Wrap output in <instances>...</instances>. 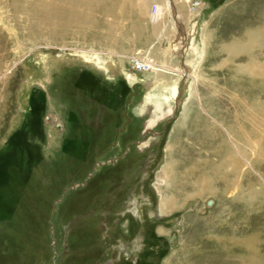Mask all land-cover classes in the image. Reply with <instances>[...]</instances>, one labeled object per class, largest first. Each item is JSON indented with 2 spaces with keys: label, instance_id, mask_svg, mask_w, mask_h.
<instances>
[{
  "label": "rangeland",
  "instance_id": "rangeland-1",
  "mask_svg": "<svg viewBox=\"0 0 264 264\" xmlns=\"http://www.w3.org/2000/svg\"><path fill=\"white\" fill-rule=\"evenodd\" d=\"M4 1L0 264H264V156L237 141L264 105L245 69L264 59V0H162L158 23L152 0L143 17L113 0L109 34ZM227 149L240 165L222 171Z\"/></svg>",
  "mask_w": 264,
  "mask_h": 264
},
{
  "label": "bare ground",
  "instance_id": "bare-ground-1",
  "mask_svg": "<svg viewBox=\"0 0 264 264\" xmlns=\"http://www.w3.org/2000/svg\"><path fill=\"white\" fill-rule=\"evenodd\" d=\"M109 1L112 3L113 0H29V1L28 0L27 1L26 0H5L3 3H8L16 11L18 9L22 8V11L24 10L26 13L29 12L35 16H36V11H38V13H37L38 17L41 16V18H44L47 21H52L55 19L59 20V22H58L59 27L60 26H65V27H70V28L75 27L76 29L81 30V32L85 31V29L86 30L89 29L90 32L97 34V33H99L100 28L98 29V27L100 24L103 27H104V25H107L108 26L107 31L109 34L117 28V26H116L117 24L115 25L114 22L107 23L106 18L104 16L106 14H109L112 16V14H113V5H110ZM152 1H153V3H156V6L154 7L155 15H152L151 22L152 23H158L159 19L163 15L162 5H164L167 8L168 12H171V8H173V1L172 0H163L162 5L159 4V3H161L162 0H152ZM185 1H188V0H185ZM28 2H29V7H32V9H29L28 5L27 6L25 5L26 3L28 4ZM126 2L128 3V5L126 7H124V11H123L124 14L125 13H127V14H129V13H135L136 14L137 13L136 16H142L143 17L145 14H148L150 12L151 8L149 7L150 5H148V0H136L137 7H134L135 0H128ZM107 4H109V5H107ZM176 14H177L176 12L174 15L172 13L171 18L176 20L178 17V15H176ZM20 16H22V15H20ZM140 19L143 20V18H141V17H140ZM173 19H172V22L174 21ZM25 22H28V21H25ZM41 23H43V22H41ZM58 25L53 27L54 30L58 28ZM154 30H155V28H154ZM81 32H79V33H81ZM179 34H180V37L178 38L177 44L179 46H181V48H182L184 45V36L182 35V31H180ZM35 35L36 34H34V36ZM35 40H37V39H35ZM107 41L109 42L110 39H108ZM97 42H99V41H97ZM244 42H246V41H244ZM255 42H257V40ZM165 44H166V42H165ZM253 45H254L253 40H251V39L247 40V43H246L247 47L248 46L252 47ZM81 58L85 62L91 61V62L97 64V62L95 61L94 58L92 60H88L87 58H83V57H81ZM137 68L138 69L152 68L156 71H165V72L177 71V69H172V68H169L168 66H161L160 65L157 67L156 65L149 63L147 61H145V62L143 61L142 63H137ZM245 69L247 70L248 75L255 77V79H259V78L264 79V59L260 63L257 61L251 60L249 65H247V67ZM174 89H175V87L173 88V90ZM247 109H249V110H247ZM240 117L243 120V122L237 129V141H238V143L240 142L243 146L244 145L245 146L246 145H248V146L254 145V147L257 150L256 152L259 153L258 156L260 158H262L264 156V105L256 104L253 109L252 108L251 109L246 108V112H245L244 116H240ZM260 132H262V136H259ZM229 164L237 169V167L240 165V162L235 157H233L232 154L229 153V149H227V150L223 151L222 157H220L219 167L223 171V170H225L224 168ZM198 168L201 170L200 166H198ZM202 172L203 171H201V173ZM198 184H200V182ZM202 184L205 185V183H202ZM200 188H202V190L204 189L203 186H201ZM175 199L176 198L172 199L171 197H169V198L165 199L163 202L161 201L162 202V206H161L162 210H164V206H165V208H170L172 206V204H174ZM250 253H252V252H250ZM250 253H249V255H250Z\"/></svg>",
  "mask_w": 264,
  "mask_h": 264
},
{
  "label": "crops",
  "instance_id": "crops-1",
  "mask_svg": "<svg viewBox=\"0 0 264 264\" xmlns=\"http://www.w3.org/2000/svg\"><path fill=\"white\" fill-rule=\"evenodd\" d=\"M124 134V133H123ZM117 146V142H116V145H112V149L114 148V147H116ZM125 157H123V155H122V157H118L117 158V160H115V163L117 164V162L119 161L120 162V165H118L114 170H112L107 176H106V178H105V180H104V182H106V180H110V181H117V180H120L119 178H121L120 176H121V174H120V170L121 169H126V167H128V166H131V164L134 162V161H130V162H128V163H126V162H121V160L122 159H124ZM135 160V159H134ZM114 163V164H115ZM113 164V163H112ZM113 164V165H114ZM124 175H126V174H124ZM107 181V182H108ZM47 184L45 183V184H43V186H46ZM47 189V188H46ZM44 190H45V188H44ZM91 202V201H90ZM90 202L87 204V205H85V206H89V204H90ZM85 207H83L82 208V210L84 209ZM161 209H160V212H163L164 210H162V207H160ZM81 211V210H80ZM159 211V210H158ZM166 211V210H165Z\"/></svg>",
  "mask_w": 264,
  "mask_h": 264
},
{
  "label": "trees",
  "instance_id": "trees-1",
  "mask_svg": "<svg viewBox=\"0 0 264 264\" xmlns=\"http://www.w3.org/2000/svg\"><path fill=\"white\" fill-rule=\"evenodd\" d=\"M87 80H89V78H87ZM87 80H86V81H87ZM10 169H11V168H10ZM11 170H13V169H11ZM43 224H46V223H43ZM78 225H79V224H77V227H78ZM91 225H92V224H91ZM79 227H81V225H79ZM84 228H85V226H84ZM84 228H83V229H84ZM89 228H90V229H89ZM19 229H21V227H19ZM86 229L91 230L92 227L87 226ZM22 230H23V229H21L20 231H22ZM92 231H93V229H92ZM22 232H23V231H22ZM82 242H83V241H82ZM80 246H81V245H80ZM82 249H87L86 246L84 245V242L82 243V246L80 247V250H82ZM92 250H93V249H92ZM94 250H95V249H94ZM89 252L92 253L91 250H90Z\"/></svg>",
  "mask_w": 264,
  "mask_h": 264
},
{
  "label": "built area",
  "instance_id": "built-area-1",
  "mask_svg": "<svg viewBox=\"0 0 264 264\" xmlns=\"http://www.w3.org/2000/svg\"><path fill=\"white\" fill-rule=\"evenodd\" d=\"M133 64H134V66H135V64L137 65V63H136V62H133Z\"/></svg>",
  "mask_w": 264,
  "mask_h": 264
}]
</instances>
